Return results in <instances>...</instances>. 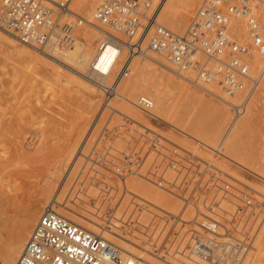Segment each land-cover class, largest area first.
Instances as JSON below:
<instances>
[{
    "label": "rangeland",
    "instance_id": "obj_1",
    "mask_svg": "<svg viewBox=\"0 0 264 264\" xmlns=\"http://www.w3.org/2000/svg\"><path fill=\"white\" fill-rule=\"evenodd\" d=\"M201 1L178 33L186 30ZM260 10L262 16L264 9ZM244 20L239 25L238 36L232 29L231 32L238 40L249 41ZM8 36L16 45L25 46ZM256 55H261L257 62L247 58L250 74L259 77L250 96H245L244 91L232 90L237 94L233 93L235 96L225 101L188 82L191 90L197 88L201 100L180 99L177 107L162 116L153 115L152 110L141 111L136 102L135 109L143 114L137 118L118 109L117 103L124 102L120 97L105 102L102 96L95 97V92L89 94L75 82L55 81L17 47L0 42V250L15 238L29 210L34 227L55 194L74 210L104 222L118 237L128 238L126 242L135 246V242L145 243L150 251H157L155 254H160L161 245L168 238L170 243L175 232L187 233L194 226L192 222L221 235L224 232L218 225H224L230 215H235L234 221L239 223L235 230L230 229L232 236L250 243L242 251L239 247L236 249V263L264 264V52ZM144 58L139 56L138 60L143 63ZM120 65L119 61L115 72ZM159 65L154 64L159 72L165 69ZM170 72L175 80H180ZM132 75L129 73L123 79ZM92 86L100 93L97 85ZM122 86L121 82L118 89ZM143 93L139 92L137 97ZM91 96L96 100L92 110L87 109ZM212 127L216 130L215 137L211 134ZM185 160L195 163L206 160L208 165L200 164L197 175L202 174L204 181L217 172L224 179L220 184L233 196L226 194L227 197L220 198L222 193L216 196L214 189L208 197L199 196L196 176L187 178V184L191 185L187 196L192 201H186V196L171 186L178 175L174 167ZM161 161H169L171 166L161 179L150 178L148 174ZM129 197L133 199L131 210L123 201ZM219 198L221 208L212 205L214 213L203 206L204 203L208 207ZM249 202L251 207L246 206V212L239 211L238 205ZM162 211L170 214L165 229L161 223L155 230L136 231V222L150 224L154 218V225L156 217L163 216ZM159 235L164 239L156 248ZM180 238L187 241L184 236ZM221 240L231 242L232 239ZM232 243L240 245L236 241ZM172 249L165 258L162 250V263L208 264L196 257L200 263L176 256L173 254L176 249Z\"/></svg>",
    "mask_w": 264,
    "mask_h": 264
},
{
    "label": "built area",
    "instance_id": "obj_2",
    "mask_svg": "<svg viewBox=\"0 0 264 264\" xmlns=\"http://www.w3.org/2000/svg\"><path fill=\"white\" fill-rule=\"evenodd\" d=\"M161 3L162 0H101L95 8L94 17L118 33L119 36L114 34L113 37L126 48L128 57L146 55L150 51L162 53L179 69L192 73L194 78L190 79L191 81L207 83L216 80L230 92L242 87L243 80L249 77L247 57L253 49L264 52V14L259 15L261 7H264V0H204L183 34H177L156 23L154 14ZM70 4L71 0H0V28L14 33L23 42L43 46L54 31H59L64 37L70 34V22L66 20L68 13H72ZM231 14L246 18L249 41L238 40L230 34ZM102 87L103 98L109 100L115 93L114 83ZM139 104L149 108L152 101L141 96ZM177 163L178 167L174 168L178 175L173 178L171 186L185 195L186 201H192L187 196L191 188V185L187 184V178L191 180L196 176L197 187H200L199 196L206 194L208 197L213 189L217 191L216 196L222 193L220 198H224L226 194L233 196V193L228 192L229 189L220 184L224 179L217 172L210 174L204 181L202 174L197 175L200 164L208 165L206 160L197 163L185 160L184 163ZM187 163L190 166L186 165ZM170 164L169 161H161L148 175H151L150 178L161 179ZM191 169L193 170L189 173ZM158 172L159 175H156ZM220 198L218 201H212L208 207L204 203L203 206L214 213L211 206L220 209ZM193 202L198 204V200ZM246 206L251 207L250 202L245 206L238 205L239 211H245ZM162 213V217H156L158 220L154 225V218L150 224L136 222V231L140 228H146V231L150 228L155 230L161 223H164L165 229L170 222V214L167 215L163 211ZM232 216L223 222L224 225H218L224 232L221 235L212 232L205 225L192 222L194 226L190 227L187 233L180 235L177 231L170 243L168 238L165 244L161 245L160 251L164 250L162 256H168V251L173 250V247L176 249L173 254L189 261L237 264L236 249L239 247L242 251L250 243L232 236L230 229L235 230L239 223L234 221L235 215ZM172 225L174 227V223ZM160 236L157 237L156 243L153 241L156 248L160 246L159 241L164 239ZM181 236L187 241L184 242ZM224 237L232 239L231 242L221 240ZM136 239L139 240L137 236ZM235 241L240 245L235 246L232 243ZM180 263L188 264L187 261ZM14 264L151 263L59 215L56 211L44 209Z\"/></svg>",
    "mask_w": 264,
    "mask_h": 264
},
{
    "label": "bare ground",
    "instance_id": "obj_3",
    "mask_svg": "<svg viewBox=\"0 0 264 264\" xmlns=\"http://www.w3.org/2000/svg\"><path fill=\"white\" fill-rule=\"evenodd\" d=\"M100 1L101 0H71L70 8L72 13H68L66 16V20L70 22L71 31L67 37L60 35L59 31H54L49 37L48 42L43 46H39L37 43L29 44L23 42L15 36L14 33L7 32L0 28V42H7L12 47H17L19 51L31 61V63L34 62L37 64L42 68L44 74L52 77L55 81L65 80L66 82H75L77 87L89 94L95 92V97H98L99 95L103 98L102 86H108L114 83V95L109 100L103 98V101L107 102L118 96L124 101L123 103H117L118 109L132 113V115L137 116V118H140L143 114L135 109L136 102L137 105L141 107V111L152 110L151 113L153 115L162 116L167 113L168 110L174 109L175 106L177 107L180 99H186L188 101L201 100L197 88L193 87L194 90H191L190 88L192 87H190L188 82L205 89L206 92L214 94L225 101H230L228 99L233 97L235 93L237 94V92L234 91H244L245 96H250L255 90L259 77L258 75H251L250 72L249 77L243 80L242 87L234 90L233 94L232 90L231 92L226 91L224 88L223 90L220 83L216 80L207 83L191 81L190 79L194 78L192 73L179 69V67L162 53L150 51L146 55H142L141 58L145 57L143 63L138 60V55L128 57L126 48L118 43L113 37L114 34L118 35V33L106 24L95 19V8ZM198 1L199 0H162L161 5L154 14L156 17L155 21L162 26L165 25L164 27L177 34H183L189 28L190 23L185 31L181 33L178 32L185 27L187 20L198 4ZM203 1L204 0L201 1L197 10L202 5ZM261 8L264 9V7ZM81 12L84 15H82ZM158 17L160 21L158 20ZM242 18V16L231 14L230 34H232V32H235L237 36L240 34L238 28L241 23H244V18ZM161 21L164 25L160 23ZM245 23L246 34L248 37L247 22ZM81 24L82 26H80ZM89 25L93 28H90ZM237 30L239 33H237ZM99 31H101L102 34H99ZM262 31H264V26ZM6 33L13 36L25 46L16 45ZM253 51V54L251 53L247 58L249 60L255 59L257 62L261 55H256L259 51L256 50V53ZM154 53L162 57L172 66H169L166 62L156 58ZM119 61L121 65L119 66L118 71L115 72ZM156 62L165 66V69H163L166 70V72L161 70L162 73L160 74L161 71L159 72L154 67V64L159 65L156 64ZM173 66H175V68ZM170 70L177 74V76H175L180 80H175L170 74L172 73ZM129 73H133V75L130 78L123 79V77L127 76ZM113 74L114 76L112 78L111 76ZM110 77L111 80L106 81V79L108 78L109 80ZM121 82L123 86L121 89H118ZM92 85H97L100 88V93L96 92ZM139 92L144 93L137 97ZM174 94H176L175 98H173ZM141 96L148 97L152 101V105L149 108H144L139 104V98ZM237 96L238 95H236L235 98H237ZM95 102V98L91 96L87 103V109L92 110ZM177 102L178 104H176ZM211 131V134L214 133L213 137H215L216 130H213L212 127ZM47 188L46 191L49 190H47ZM49 191L47 193H49ZM44 193L45 191L42 195H44ZM123 201L125 202L126 208L130 210L133 208V199H131V197L125 198ZM44 209L56 211L59 215L79 224L81 227L102 236L116 245H122L121 247L126 248V250L128 249L135 255L137 254L143 257V259L151 264H164L161 261L162 256L160 255L162 251L160 254H155L157 251H150L151 248L149 247V249L145 243L135 242V246L133 245L134 243L130 244L126 242L128 238L122 239V237H118V234L112 232L104 222H98L94 216L74 210L70 204L66 201H61L55 194L54 197H51L46 203ZM33 222L34 218H32V214L29 210L27 211L25 219L21 221L15 238L6 247L0 250V264L15 263L28 238V233L32 228Z\"/></svg>",
    "mask_w": 264,
    "mask_h": 264
}]
</instances>
